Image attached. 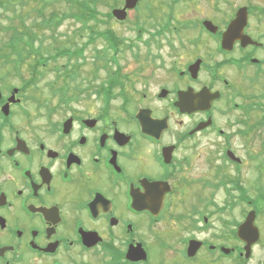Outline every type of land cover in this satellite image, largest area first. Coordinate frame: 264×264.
I'll use <instances>...</instances> for the list:
<instances>
[{"label":"flooded vegetation","instance_id":"1","mask_svg":"<svg viewBox=\"0 0 264 264\" xmlns=\"http://www.w3.org/2000/svg\"><path fill=\"white\" fill-rule=\"evenodd\" d=\"M102 1L78 22L84 44L0 55L15 57L0 74V264H251L264 242V2L177 0L131 37L117 30L140 3L123 22L112 12L125 0L110 15ZM190 2L192 18L172 22ZM126 51L144 73L124 72Z\"/></svg>","mask_w":264,"mask_h":264},{"label":"rangeland","instance_id":"2","mask_svg":"<svg viewBox=\"0 0 264 264\" xmlns=\"http://www.w3.org/2000/svg\"><path fill=\"white\" fill-rule=\"evenodd\" d=\"M16 1H22L24 3V11L23 13L21 12V10H18L19 14H22L23 17L26 18L27 22L29 24H34L36 22L37 19V8H41L44 4L42 1L40 0H16ZM111 1V0H110ZM114 2H116V0H113ZM118 1V0H117ZM121 1V0H120ZM177 0H144L141 3L140 9L138 12L133 11L130 12L129 15V21H131L129 23V25L123 26L118 28L117 32L122 35V36H137V32H134V30H131V26L132 23L134 24V22H136L137 17L138 20L141 21V25H144L148 28H154L161 25L163 23V21H166V15H167V9H166V5L167 4H171V2L174 4ZM210 0H204L206 6L208 4L211 5V3L209 2ZM254 1V3H258L261 4V2H264V0H251ZM48 5L45 8L46 11L45 13L47 15H49L51 12H55L58 15L61 14H67V13H72L75 12L76 9L73 8L72 6V2L73 0H47ZM231 2H233L232 4H241L243 3L242 0H231ZM246 2H249V0H246ZM111 3V2H110ZM191 4H193V2L188 3L187 6H185L183 3L181 4H176L174 6L176 11H174V18L172 22H177V20H179V16L181 15V13L179 12L180 9H182V14L185 15L186 18H192V6ZM199 3H196V7ZM202 4V3H200ZM212 4H214V6L220 5L218 6V8L223 9L225 7V2L222 0H212ZM148 5H150V10L152 11V15L149 16L147 14H149V9H148ZM26 6V7H25ZM100 7V12H102V14H108L109 11L111 10L110 6L105 4V3H101ZM195 7V8H196ZM200 8V7H198ZM27 10L29 11L27 13ZM217 10V9H215ZM176 12V13H175ZM11 15V13L9 14ZM151 17L153 19H151ZM1 21L3 24L7 23V17H1ZM81 24L80 23H75L73 21V19H69L67 20L61 27L60 29L54 30L53 33H56V38L58 40H60L61 43H64L65 40H70L69 46H72V48H75V46H80L81 44H84L87 39H88V32H84V31H80ZM80 31V32H77ZM37 32V31H36ZM39 36H43V35H39ZM8 39V35H6V33H4L2 30H0V44L4 43V41L6 42V40ZM36 44H39V39L36 42ZM41 44L43 45L44 48H50L52 49L53 46L55 45V40L54 38H51V33L48 31L44 37L41 38ZM98 47H102L101 44H98ZM92 52V51H87L86 52V56H88V53ZM46 53V52H43ZM93 53V52H92ZM126 54L122 55V57H120L119 59V63L122 64V67L124 69L125 73H132L135 75H138L139 73H144L145 72V64L142 61L133 59V57L128 54L130 52H125ZM144 53V52H143ZM2 55V54H0ZM92 56V54H91ZM90 56V57H91ZM89 57V56H88ZM146 58V57H145ZM143 56V59H145ZM91 59V58H90ZM66 62V61H65ZM89 62V61H88ZM84 69H90L89 66L85 65ZM4 72L2 71V66H1V61H0V74H3ZM103 74V73H102ZM104 75V74H103ZM54 74L51 73L47 76V82L50 81L51 79H53ZM46 82V84H47ZM11 83L14 85H18L19 81L18 79L15 78H11ZM40 87L41 88H46L44 86V82L40 83ZM8 83H6L4 85L5 88H7ZM157 85H154V87H156ZM140 89V86H137ZM42 93H48L47 91H43ZM120 100V99H119ZM118 104H114L116 107L120 104L119 101H117ZM260 134L259 137H262L261 140H257L255 142V149L257 148H261L264 149V124L263 126H261L260 128ZM241 154H244L242 152H240ZM247 155V153H246ZM262 160L264 161V158H262ZM249 171V169H248ZM248 173V172H247ZM251 172L248 174V176H251ZM264 181V178H263ZM255 224H257L258 227H261L262 231H263V236H264V216L261 218L256 219ZM257 227V228H258ZM252 262L251 264H258L263 262L264 263V242L263 243H259L256 246L253 247V253H252Z\"/></svg>","mask_w":264,"mask_h":264},{"label":"trees","instance_id":"3","mask_svg":"<svg viewBox=\"0 0 264 264\" xmlns=\"http://www.w3.org/2000/svg\"><path fill=\"white\" fill-rule=\"evenodd\" d=\"M45 2V6L41 8H37V19L34 24H29L25 17L22 14L18 13L20 9L23 13L24 11V3L22 1L16 0H0V30H2L6 35H8V39L6 42L0 44V54L5 55H15V57H0V61H10V59H15L17 62H21L24 60V54H43V52L51 53L50 48H44L41 44V38L45 36V34L49 31L51 36L54 35V29L57 30L61 23L65 20L64 15H58L55 12H51L49 15L45 13L46 7L49 2L47 0H40ZM92 0H86V2H91ZM100 0H95V3ZM110 0H106L102 3H107ZM73 7L78 9L77 12L72 13L71 15L76 17V19H80L79 9L83 8L84 12L81 11V14L86 15L85 21H89L95 18L94 12H91L83 7V0H73ZM26 7V6H25ZM29 11L27 10V13ZM11 13V15H9ZM1 17H7V23L3 24L1 21ZM68 17V14L66 15ZM37 31V32H36ZM43 35V36H39ZM33 37H37V41L39 39V44H34ZM63 43L58 40V48H61ZM64 49H59L57 53H64ZM48 60V58L37 57L36 59H31L29 62H37L38 68L45 69L46 66H41L44 61Z\"/></svg>","mask_w":264,"mask_h":264},{"label":"water","instance_id":"4","mask_svg":"<svg viewBox=\"0 0 264 264\" xmlns=\"http://www.w3.org/2000/svg\"><path fill=\"white\" fill-rule=\"evenodd\" d=\"M140 0H126V6L123 10H116L114 12V15L116 16V18L118 20H125L127 17V10L129 9H134L138 2ZM247 23V15H246V11H240L238 14L237 19L232 23L231 25V31L228 34V38H230L231 36H234V30H236L237 28L243 29V27L246 25ZM240 236L246 241V243L248 244V248L247 251L248 253L250 252V246L252 244H254L257 239H258V231L257 228L254 226V219L253 216H251L248 221L242 226L241 230H240Z\"/></svg>","mask_w":264,"mask_h":264}]
</instances>
